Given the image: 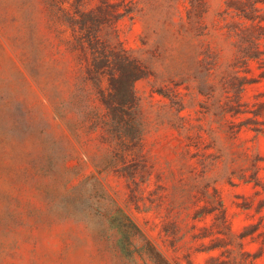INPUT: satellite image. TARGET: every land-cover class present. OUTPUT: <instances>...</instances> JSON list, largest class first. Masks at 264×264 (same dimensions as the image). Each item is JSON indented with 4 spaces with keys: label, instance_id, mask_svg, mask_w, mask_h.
Masks as SVG:
<instances>
[{
    "label": "rangeland",
    "instance_id": "rangeland-1",
    "mask_svg": "<svg viewBox=\"0 0 264 264\" xmlns=\"http://www.w3.org/2000/svg\"><path fill=\"white\" fill-rule=\"evenodd\" d=\"M0 264H264V0H0Z\"/></svg>",
    "mask_w": 264,
    "mask_h": 264
},
{
    "label": "trees",
    "instance_id": "trees-1",
    "mask_svg": "<svg viewBox=\"0 0 264 264\" xmlns=\"http://www.w3.org/2000/svg\"><path fill=\"white\" fill-rule=\"evenodd\" d=\"M124 59L126 60V61H128L129 60V58L127 57V56H125L124 57ZM129 63H130V60H129ZM99 70V69H98ZM112 77H114V76H112ZM120 77H122V78H124V75H120ZM113 79H115V78H113ZM132 79V78H131ZM114 81H117V80H114ZM119 93H122L121 94V96H128L130 99H131V102H132V97H133V95H132V92H131V90H128V92H124V90L121 92L120 90H114V93H110V96L113 98L114 96H116V94H119ZM120 96V99H123L122 97ZM110 105V107H112V108H119L120 110H124V108H125V106H127V107H129V106H131V105H127V103H122V104H120V105H116V106H113V104L112 103H110L109 104ZM126 109V108H125ZM119 138L120 139H122V137L121 136H119Z\"/></svg>",
    "mask_w": 264,
    "mask_h": 264
}]
</instances>
